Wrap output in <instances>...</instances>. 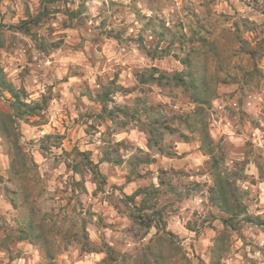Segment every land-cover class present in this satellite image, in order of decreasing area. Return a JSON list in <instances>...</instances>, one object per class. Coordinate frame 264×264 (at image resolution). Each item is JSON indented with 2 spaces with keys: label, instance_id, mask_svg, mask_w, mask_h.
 Wrapping results in <instances>:
<instances>
[{
  "label": "clouds",
  "instance_id": "obj_1",
  "mask_svg": "<svg viewBox=\"0 0 264 264\" xmlns=\"http://www.w3.org/2000/svg\"><path fill=\"white\" fill-rule=\"evenodd\" d=\"M0 264H264V0H0Z\"/></svg>",
  "mask_w": 264,
  "mask_h": 264
}]
</instances>
